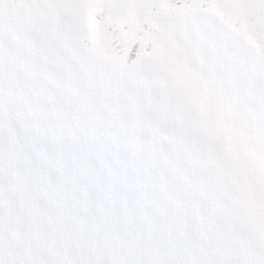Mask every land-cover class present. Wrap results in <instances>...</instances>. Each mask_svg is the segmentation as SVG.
Masks as SVG:
<instances>
[{
    "label": "snow or ice",
    "instance_id": "snow-or-ice-1",
    "mask_svg": "<svg viewBox=\"0 0 264 264\" xmlns=\"http://www.w3.org/2000/svg\"><path fill=\"white\" fill-rule=\"evenodd\" d=\"M0 264H264V0H0Z\"/></svg>",
    "mask_w": 264,
    "mask_h": 264
}]
</instances>
